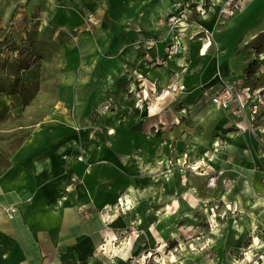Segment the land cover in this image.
Masks as SVG:
<instances>
[{
    "label": "crops",
    "instance_id": "crops-1",
    "mask_svg": "<svg viewBox=\"0 0 264 264\" xmlns=\"http://www.w3.org/2000/svg\"><path fill=\"white\" fill-rule=\"evenodd\" d=\"M204 1L0 0L2 58L40 74L27 106L18 94L0 91V110L36 118L0 176V264L106 263L124 228L137 224L141 238L150 237L158 228L151 222L184 220L175 214L181 194L215 193L197 182H207L217 165L253 176V186L241 191L250 196L247 214L255 216L240 220L259 225L250 236L263 239L262 251L256 244L251 250L264 253V213L257 216L264 200L251 195L264 192L256 186L258 174L264 185V129L235 128L210 101L242 75L264 86V0H246L230 18L212 4L186 27L180 52L168 55L165 20L173 6ZM204 29L212 45L202 55ZM174 81L183 89L171 95ZM220 138L226 154L212 156ZM119 199H131L133 209L115 215ZM169 205L175 213L154 220L151 212ZM13 206L18 211L10 218Z\"/></svg>",
    "mask_w": 264,
    "mask_h": 264
},
{
    "label": "rangeland",
    "instance_id": "rangeland-1",
    "mask_svg": "<svg viewBox=\"0 0 264 264\" xmlns=\"http://www.w3.org/2000/svg\"><path fill=\"white\" fill-rule=\"evenodd\" d=\"M3 61L7 70L6 72H0V87L1 84H6L5 78L7 76L14 78L19 74L14 73L16 68L12 67L10 58ZM242 77L252 87L260 88L255 86L254 80H249L246 75H242ZM1 78L3 79L2 81ZM261 89L264 92V86ZM11 115L12 117H9L8 113H6L0 118V148L3 150H7L14 139L13 134L15 132L19 131V134H21L29 131L30 126L28 124L36 120V118H33V120L25 118V116L20 114L13 113ZM20 125H23L22 130H20ZM259 126L260 129H264V120L260 122ZM218 136L220 137V135ZM262 137L264 141V132ZM218 144L211 151L210 154L212 156L221 152L224 155L226 154V149H224L225 142L220 138ZM236 159L238 162V156ZM178 164L181 165V163ZM182 165L186 168V163H182ZM198 166H195L198 173L204 174L207 172V170L203 169V165L202 167ZM220 167L218 165L216 168L213 167V172L209 175L207 182H202V179L197 182L200 185L215 187V193H208L207 191L199 193L196 191L187 194L184 192L179 196L180 202L183 198V203L181 202L182 206H180L178 211L172 205H169L163 209H154L151 212L156 215L154 220H159V217H163L165 214L170 217L171 212L175 213L174 211L178 215L181 213L185 215L188 211H191L193 213L192 218L184 220L180 218L178 223L173 222L172 224L163 225L153 221L149 226L155 228L158 226V228L149 232L150 237L147 238H141L143 231L136 226L137 224L133 223L122 230L121 237L116 238L115 252L110 255L112 259L100 264H111L112 260L121 253L122 249H128L129 251V256L126 258L127 261H125L126 264H264V253L255 256V253L251 250L256 244L255 250L262 251L261 243L263 239L255 243L258 235H254L255 240L253 236H250L252 235L251 233L260 232L259 225L251 224L254 226L252 229L250 225L244 224L240 220V217H244L243 220L246 221V219H251L255 216V213L247 214L245 205L246 202H250V196L241 191L244 185L253 186V176L247 180L246 177L239 174L237 168L229 172L226 166ZM259 168L263 170L260 172L264 174V167ZM251 195H253L252 198L255 201L264 200V192L258 194L251 191ZM190 204L194 205L191 206ZM133 206L134 203L131 199H124L123 202L119 199L112 210L115 215L117 213L122 214L131 211ZM259 207L260 213L257 216L264 213V204ZM179 211L180 213H178ZM162 226L165 229H160ZM262 227L264 228V223ZM134 245H136V249H134ZM151 253H153L152 256ZM259 259H263L262 262Z\"/></svg>",
    "mask_w": 264,
    "mask_h": 264
},
{
    "label": "built area",
    "instance_id": "built-area-1",
    "mask_svg": "<svg viewBox=\"0 0 264 264\" xmlns=\"http://www.w3.org/2000/svg\"><path fill=\"white\" fill-rule=\"evenodd\" d=\"M214 3L221 6V17L230 18L240 12L247 1L205 0L201 6L199 3L191 2L175 4L165 20L171 32V42L167 45L168 55L180 52L181 37L192 18L195 19V16L207 13ZM199 32L204 34L202 36H204L205 43L200 53L205 55L212 45V33L207 29ZM180 89L183 88L178 81H174L168 86L167 91L169 94L175 95ZM210 101L213 109L226 111L231 117V124L243 132H254L259 127L264 115L263 90L252 87L245 82L244 78L226 81L219 90L212 92ZM109 132H114V130L110 129ZM17 211V208L13 206L7 210V214L13 218Z\"/></svg>",
    "mask_w": 264,
    "mask_h": 264
},
{
    "label": "trees",
    "instance_id": "trees-1",
    "mask_svg": "<svg viewBox=\"0 0 264 264\" xmlns=\"http://www.w3.org/2000/svg\"><path fill=\"white\" fill-rule=\"evenodd\" d=\"M3 60L4 58H2V56L0 55V72H6L7 70V68H5V62ZM11 65L12 67L16 68L15 71L19 74H17L14 78L7 76L5 78L6 84H1L0 91H6L10 94H18L21 98L22 105L27 106L34 99L39 89V71L34 68L29 69V65L25 64L23 61H20L19 64L12 63ZM250 69L251 67H249V70ZM249 70L248 72H251ZM248 76L249 75H246L247 78ZM2 80L3 79L1 78V81ZM6 113H8L9 117H12L11 114L13 113L11 112L10 108L5 107L0 110V118L3 117ZM22 129L23 125H20V130ZM29 135L30 130L21 134H19V131H17L13 134L14 139L11 141L7 150H3L0 148V176L9 168L11 164V157L13 156L14 152L22 145V143Z\"/></svg>",
    "mask_w": 264,
    "mask_h": 264
},
{
    "label": "bare ground",
    "instance_id": "bare-ground-1",
    "mask_svg": "<svg viewBox=\"0 0 264 264\" xmlns=\"http://www.w3.org/2000/svg\"><path fill=\"white\" fill-rule=\"evenodd\" d=\"M167 168H171L170 163L167 162ZM170 176V175H169ZM256 186L259 190H264V185L262 184V179H261V175L258 174L257 175V181H256ZM176 206H179L178 201L175 202ZM191 206L194 204H190ZM193 217V213L191 211H188L185 215H182V218L186 219H190ZM128 252L126 250H124L123 252H121L115 259L114 261L111 262V264H125L126 258H127ZM153 255V253H151V256ZM74 264H78L77 262H75ZM86 264H97L96 260L94 258H89L86 262Z\"/></svg>",
    "mask_w": 264,
    "mask_h": 264
}]
</instances>
